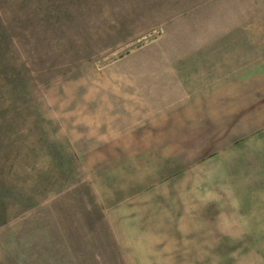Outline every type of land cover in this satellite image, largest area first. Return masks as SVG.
<instances>
[{"label":"rangeland","instance_id":"rangeland-1","mask_svg":"<svg viewBox=\"0 0 264 264\" xmlns=\"http://www.w3.org/2000/svg\"><path fill=\"white\" fill-rule=\"evenodd\" d=\"M230 30L264 46V0H0V264H260L264 196L180 212V244L132 243L114 147L136 60Z\"/></svg>","mask_w":264,"mask_h":264},{"label":"crops","instance_id":"crops-1","mask_svg":"<svg viewBox=\"0 0 264 264\" xmlns=\"http://www.w3.org/2000/svg\"><path fill=\"white\" fill-rule=\"evenodd\" d=\"M192 33L205 42L182 41L150 68L132 63L128 124L114 147L129 150L122 201L135 244H180V212H211L216 197L264 196V46L234 41L242 35L232 30Z\"/></svg>","mask_w":264,"mask_h":264}]
</instances>
